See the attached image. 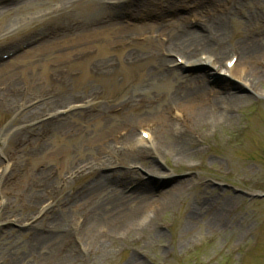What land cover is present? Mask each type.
I'll return each instance as SVG.
<instances>
[{
  "label": "rangeland",
  "instance_id": "rangeland-1",
  "mask_svg": "<svg viewBox=\"0 0 264 264\" xmlns=\"http://www.w3.org/2000/svg\"><path fill=\"white\" fill-rule=\"evenodd\" d=\"M216 25L221 63L165 51ZM248 38L264 39V0H0V264H264V197L249 196L264 194V84L202 120L168 101L191 75L202 97L236 89L222 61ZM42 104L51 122L27 129ZM57 205L74 235H57L58 262L32 246Z\"/></svg>",
  "mask_w": 264,
  "mask_h": 264
},
{
  "label": "bare ground",
  "instance_id": "bare-ground-1",
  "mask_svg": "<svg viewBox=\"0 0 264 264\" xmlns=\"http://www.w3.org/2000/svg\"><path fill=\"white\" fill-rule=\"evenodd\" d=\"M119 1V0H115ZM192 2L195 1H203V0H191ZM256 5H260V0H254ZM262 3V1H261ZM118 21V20H115ZM114 28L113 30L115 31V34L120 35L122 33L123 28L120 27L121 25L116 23L113 24ZM113 31V32H114ZM210 31V32H209ZM110 32L108 30H105L104 33ZM222 33V29L220 28V25L216 26H210V30L204 29L201 31L198 30H189L183 32V34H175L171 36V39L168 42V48L167 50L165 49L166 52L168 53H174L176 55L175 57L180 58L178 62H182L185 64H197V63H213V64H219L221 63L219 57L221 51V45L218 43V37ZM208 39L212 40L213 44H210L208 42ZM214 40V41H213ZM215 42V43H214ZM216 49V51H214ZM234 53L233 57H230L227 61L234 59L232 65L230 67H227L225 61L223 66L227 68L225 72H228L230 75H234L236 78H238L240 81H242L241 84L237 86L236 89H230L227 87H224L221 89L219 94L213 95V94H208L209 92L207 91L206 95L207 97L203 96L205 90L207 89V86L205 82H203L202 78L200 75H191L188 77L189 83L193 82L194 89H188V88H182L180 91L178 90L177 93L173 96H169L168 101L171 103H176V105H180L185 108L187 112L190 111V115L192 114L194 117H196L198 120H202L203 118L213 116L219 112V107L221 104H224L227 102L229 103H234L238 102L239 100L242 99V95L238 94L237 91L240 88H247L253 91H256V88L264 84V39L261 40H255V39H243L239 42H236L233 45ZM199 50H204L206 52L205 58H196L199 56L201 53H197ZM197 53V54H196ZM204 54V52H202ZM164 64V63H163ZM159 65H161L159 63ZM167 65V63H166ZM15 91H9L7 93L8 97H13L15 95ZM209 95L211 97L209 98ZM49 100V99H48ZM1 102V101H0ZM2 103V102H1ZM50 103V102H49ZM49 103L45 104L44 107H48ZM74 103V102H72ZM3 105H8V103H2ZM43 104L41 106L36 107L34 110H31V114H37V112H40V115H37L35 119H37V123L33 126L29 125L27 129H32L33 127H37L38 124L45 123V122H51L52 118H46L43 119ZM57 109V108H56ZM43 114V115H42ZM27 116V114H23L21 116V122L24 121V119ZM57 120V119H56ZM55 120V121H56ZM46 127V125H45ZM162 132V131H161ZM33 135V134H32ZM31 135V136H32ZM171 136V134H170ZM159 137V136H158ZM159 139V138H157ZM37 140L32 138L31 142H36ZM141 141H145L144 139H141ZM171 147L174 149L178 144L171 142ZM36 146V145H34ZM162 145L159 140L155 141V148H160ZM167 146V145H166ZM41 148L39 153L44 152L46 149L45 143L41 146H37ZM169 147V146H167ZM39 148L33 147L31 149V152H35L39 150ZM178 153V152H177ZM46 170H43L39 173V175H35L34 182H27L29 186V190L27 192L26 199H32L34 196L31 194L32 186L40 185V182H43L40 178H46ZM39 178V179H38ZM66 179V178H64ZM183 183H179L174 185L168 190V196L172 197L174 195H177L182 191L183 189ZM145 189V188H144ZM37 197H41L42 194L37 191ZM44 195V193H43ZM35 198V197H34ZM48 201V200H46ZM63 202V201H62ZM61 204H64L62 203ZM66 205H57L59 210H56L51 218L52 223L51 226H47L46 229H43L44 231L38 229L37 226L33 227L36 228L35 234H34V244L32 245L35 248H38L37 251L41 252L44 251V254L47 256L51 257L52 260L55 261H62V259H67L72 253H70L68 250V247L71 244V238L65 241L66 242V249L63 251L59 249H55L54 251L52 250V246L55 245L56 237L57 235H62L65 236L67 239L66 235L69 236H74L70 231L63 226V220L65 219L64 217L66 216L65 214L69 212V208H64ZM65 215V216H64ZM196 216L191 215L187 217V222L190 224L193 221H196ZM32 224V223H31ZM30 224V225H31ZM29 225V226H30ZM50 229V230H49ZM74 238V237H72ZM64 242V243H65ZM40 243L41 246L43 245L44 249H40ZM65 245V244H63ZM62 253H61V252ZM65 252V253H64ZM62 254V255H60ZM70 258V257H69Z\"/></svg>",
  "mask_w": 264,
  "mask_h": 264
},
{
  "label": "water",
  "instance_id": "water-1",
  "mask_svg": "<svg viewBox=\"0 0 264 264\" xmlns=\"http://www.w3.org/2000/svg\"><path fill=\"white\" fill-rule=\"evenodd\" d=\"M264 196V195H263Z\"/></svg>",
  "mask_w": 264,
  "mask_h": 264
}]
</instances>
